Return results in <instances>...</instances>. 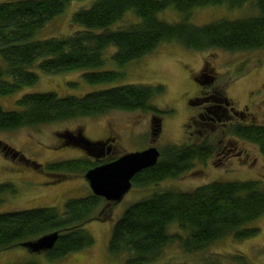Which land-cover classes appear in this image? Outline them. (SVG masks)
Here are the masks:
<instances>
[{"label": "trees", "instance_id": "obj_1", "mask_svg": "<svg viewBox=\"0 0 264 264\" xmlns=\"http://www.w3.org/2000/svg\"><path fill=\"white\" fill-rule=\"evenodd\" d=\"M81 1L86 0L0 1V57L5 65L0 67V97L35 85L38 73L64 75L80 71L90 84L115 82L121 77L117 71H100L110 48L114 49L111 60L117 67H124L165 43H178L200 52L264 50V0H93L89 7L80 8L72 15V26L80 28L75 33L37 38L42 29L66 13L70 4ZM254 1L257 14L239 20L222 19L196 26L188 21L170 24L158 18L159 13L169 7L188 13L198 7L222 4L239 8ZM128 13L140 21L114 29ZM205 63L210 65V60L206 59ZM196 81L203 85L205 80ZM163 91V86L125 85L81 96L28 93L18 99L20 109L5 111L0 107V132L96 118L114 111H150L160 121L161 112L151 102ZM207 92L204 102L237 113L233 114V119H222L219 125L220 129L223 127L222 133L258 147L264 156V125L249 122L248 114L237 110L217 90ZM213 92L218 93L212 95ZM0 148L7 157L18 156L25 161L21 154L3 142ZM216 151L218 147L209 137L196 145H168L160 152L157 164L137 174L132 185L148 187L178 179L191 171L196 162H207ZM25 162L34 169L41 168L36 162ZM99 165L86 159L51 163L46 168L66 174L84 172V176ZM56 179L64 178L57 175ZM5 192L16 193V190L12 184H0V196ZM106 203L109 202L90 193L68 200L63 212L56 207H47L0 213V252L22 247V243L53 232H58L59 236L52 249L46 252L50 261L84 251L94 245L93 237L84 226L111 216V209L107 215L104 210L97 214ZM262 216L264 189L257 181H215L189 192H156L132 204L113 224L108 251L126 264H153L174 242L185 252L194 253L228 237L235 241L255 237L259 230L247 226ZM172 225H177L185 236L170 233ZM236 259L249 264L244 255L240 254Z\"/></svg>", "mask_w": 264, "mask_h": 264}, {"label": "rangeland", "instance_id": "obj_2", "mask_svg": "<svg viewBox=\"0 0 264 264\" xmlns=\"http://www.w3.org/2000/svg\"><path fill=\"white\" fill-rule=\"evenodd\" d=\"M92 3L93 0L73 2L66 13L42 29L37 38L63 37L75 33L80 28L72 26V15ZM254 3L255 1L248 2L239 8H232L227 4L198 7L188 13L169 7L159 13L158 18L170 24L188 21L201 26L222 19L239 20L255 16L258 10L253 6ZM137 21L140 20L134 14L128 13L113 28H121ZM113 52V48L106 51V62L100 71H117L121 77L115 82L90 84L83 79L80 71L64 75L38 73L39 79L35 85L24 87L13 95L0 97V107L5 111L18 110V99L28 93L53 92L64 97L81 96L125 85L163 86L162 94L151 102L161 112L160 121L156 119L158 123H153L156 135H151L153 114L150 111H114L96 118L72 119L13 132H0V144L3 142L16 150L25 161L41 165L40 169H34L17 155L16 158L7 157L0 148V184H12L16 190V193L5 192L0 196V213L47 207H56L63 212L68 200L83 198L91 193L83 177L84 172L66 174L47 170L46 166L51 163L87 159L86 156H80L81 152L77 148L60 147L57 134L75 135L81 131L84 138L98 140L109 135L108 126H111L119 141L115 144L116 149L114 147L110 156L99 159L89 157L87 161L90 163L105 164L110 159H117L129 152L143 151L150 146L161 152L168 145H196L206 137L215 142L217 153L205 163L196 162L191 171L178 179L165 180L148 187L132 185L120 203L102 205L97 214L104 210L107 215L111 209V216L84 226L94 239L92 247L72 253L59 261H50L46 253H31L23 247H17L0 252V264H126L109 254L108 242L113 224L132 204L156 192H189L215 181H257L264 189V156L258 147L229 138L222 133L223 127L220 129L214 122L210 124L207 121L208 124L204 127L194 126L192 117L199 110L202 112L204 108L210 109L213 105L208 101H203L200 108L189 104L200 90L211 93L215 89L237 110L245 111L250 117L249 122L264 125V50L226 52L214 49L200 52L178 43H165L154 52L124 67H117L113 63ZM206 59L210 60V65H206ZM0 67H5L1 57ZM202 68L214 77L212 82L203 81V85H200L195 80V75ZM218 92H213L212 95ZM208 116L212 117L209 113ZM216 126L220 130L214 132L213 127ZM57 175L64 179L57 180ZM112 205L114 207L110 208ZM247 227L258 229V235L243 241L228 237L194 253L185 252L179 243L174 242L153 264H242L236 259L240 254L247 257L249 264H264V216L249 223ZM169 232L185 236L177 225H172Z\"/></svg>", "mask_w": 264, "mask_h": 264}, {"label": "water", "instance_id": "obj_3", "mask_svg": "<svg viewBox=\"0 0 264 264\" xmlns=\"http://www.w3.org/2000/svg\"><path fill=\"white\" fill-rule=\"evenodd\" d=\"M81 143L87 147L91 144L86 138ZM159 158V150L150 146L143 151L129 152L114 161L94 167L85 173L84 179L93 195L118 204L131 190L133 178L143 170L155 166ZM58 236V232L49 233L22 243V247L31 253H46L52 249Z\"/></svg>", "mask_w": 264, "mask_h": 264}, {"label": "flooded vegetation", "instance_id": "obj_4", "mask_svg": "<svg viewBox=\"0 0 264 264\" xmlns=\"http://www.w3.org/2000/svg\"><path fill=\"white\" fill-rule=\"evenodd\" d=\"M213 78L214 77L206 73L205 68H202L195 75V80H205L207 82H212L214 80ZM207 93H210V92H207ZM205 94L206 93L204 91L200 90L198 95L189 101V104L193 106H198V108H200V104L203 102ZM209 108L210 109L204 108L202 112L199 110L196 116L192 117L194 126L203 125L204 127L206 124H208L206 123L207 121H210L209 123L214 122L218 126V125H221L223 118L229 117L233 119L234 118L233 114H237L233 109H231V111L226 108L223 109L224 107H222L221 105H213V107H209ZM208 113L211 114L212 117H209ZM156 119H157L156 117L152 116V120H151V124H152L151 135L152 136L156 135L154 134L155 129H153V123L157 122ZM217 126L213 127V130L215 132L219 129L217 128ZM108 127L110 129L109 135L104 138L98 139V140H89L91 143L89 147H87L84 143H81V141H83V138H84L81 131L77 132L75 135L57 134L56 136L58 137L60 141V144H59L60 147L77 148L81 152L80 156H83V157L86 156L87 159L89 157L94 158V159H99L104 156H110V153H112V151L114 150L115 144L119 143L118 139L114 136V131L112 130V127L111 126H108Z\"/></svg>", "mask_w": 264, "mask_h": 264}]
</instances>
